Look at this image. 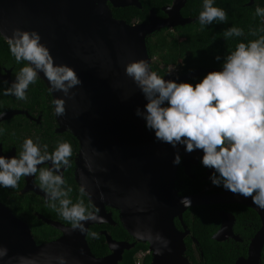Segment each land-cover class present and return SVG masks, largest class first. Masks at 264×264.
I'll list each match as a JSON object with an SVG mask.
<instances>
[{"label":"water","instance_id":"95a60500","mask_svg":"<svg viewBox=\"0 0 264 264\" xmlns=\"http://www.w3.org/2000/svg\"><path fill=\"white\" fill-rule=\"evenodd\" d=\"M109 2L114 7L140 8L138 0H0V37L8 43L16 29L38 32L55 63L74 68L82 80V85L71 90L75 93L73 99L62 92L50 93L53 102L57 98L66 100V115L56 116L57 123L80 142L77 182L86 188L90 202L100 210L95 214L104 222V206L118 210L124 228L153 248V264H190L185 257L186 234L175 225V218L182 220L183 213L190 208L180 203L177 194L178 166L173 165L176 149L156 141L154 132L147 130L146 122L136 115V109L144 110L147 101L125 74V66L146 60L157 73L148 38L165 27L185 26L199 18H184L181 10L188 0H174L165 10L166 20H160L152 11L148 25L132 26L114 17ZM254 3L250 0L247 6ZM219 70L222 68L201 69L181 76L166 74L164 78L188 82ZM38 78L50 89L43 73ZM179 150L186 153L184 146H179ZM194 160L185 159L187 163ZM229 195L225 191L217 200L230 203ZM189 198L191 207L200 205L201 197ZM240 203L255 209L263 220L254 239L257 246L255 251L252 246L251 262L244 264H254L252 260L258 263L264 245V210L252 202ZM95 223L102 222L88 221L85 227L89 229ZM138 232L145 237L159 234L170 243L165 247L154 239H141ZM67 235L56 243L38 246L27 225L0 204V250L7 249L0 264H21L20 257L33 264H52L54 257L68 258L65 264H118L126 245H121L116 253L117 260L115 255L113 260H98L90 252L85 234L80 236V242Z\"/></svg>","mask_w":264,"mask_h":264},{"label":"clouds","instance_id":"9594fccd","mask_svg":"<svg viewBox=\"0 0 264 264\" xmlns=\"http://www.w3.org/2000/svg\"><path fill=\"white\" fill-rule=\"evenodd\" d=\"M256 15L264 17V8L257 6ZM227 19V13L214 7L213 0H204L203 11L199 14L201 25H211L215 21L225 23ZM223 34L226 38L242 37L244 31L233 26ZM41 39L36 31L20 29L8 38L16 62L27 61L28 66L21 68L3 94L26 101L29 86L43 73L50 92H62L73 99L75 93L71 90L82 85V80L74 68L57 65ZM215 59L219 62L221 57L217 55ZM221 68L209 72L194 85L162 78L150 69L146 60L127 64L125 74L147 101L144 110L136 109V115L146 122L147 130L154 132L156 141L176 149L174 166L182 163L179 146H184L187 154L202 151L201 164L213 170L209 177L213 186H222L233 195L250 198L257 208L264 210V36L239 43L235 51L223 58ZM53 103L57 117L66 115L65 99L57 98ZM43 147L45 154L28 138L18 156H0V187L15 189L22 177L38 173L39 187L51 202L49 206L71 222L73 230L96 237V233L85 227V222H103V218L88 211L83 200L73 204L66 198L72 189L65 190L66 181L60 169L62 165L65 168L71 166V144L60 143L50 155L46 153L48 146ZM48 162H51L50 168L40 167ZM80 192L85 194L86 188L81 186ZM180 203L185 208L192 205L189 197H182ZM137 236L162 242L165 247L170 243L159 234L145 237L138 232ZM156 251L160 254V249ZM6 255L7 249L0 250V258ZM19 259L21 264H33L24 257ZM58 259L59 264H65L63 257Z\"/></svg>","mask_w":264,"mask_h":264},{"label":"flooded vegetation","instance_id":"af4514ba","mask_svg":"<svg viewBox=\"0 0 264 264\" xmlns=\"http://www.w3.org/2000/svg\"><path fill=\"white\" fill-rule=\"evenodd\" d=\"M137 6L114 7L108 3L116 19L134 25H148L152 11L160 20H166V9L173 5L174 0H138ZM184 8L181 14L184 18ZM178 27H165L159 32L168 38L178 32ZM158 32V33H159ZM157 34V33H156ZM155 34V35H156ZM154 36V35H153ZM152 36V37H153ZM150 38V37H149ZM148 38V40H149ZM5 47H0V156L15 157L23 150L25 139L31 138L41 147L45 154L44 145H47V154L53 153L60 143L67 142L72 146L70 167L61 166L60 172L66 181L65 190L71 188L67 199L73 204L83 200L88 211L95 213L98 209L89 200L86 194H81L77 182V162L80 155V142L69 131H62L57 123L53 97L44 84L37 78L27 90V100H17L15 96H6L4 89L11 86L19 75L23 66L17 63L10 53H5ZM155 61V60H154ZM169 69L173 76L185 75L179 66ZM162 78L166 74L158 73ZM5 81L7 83H5ZM44 85H43V84ZM179 153L182 163L178 165L176 175L177 194L182 197H201L200 205L188 208L182 220L175 218L176 228L185 233V257L190 264H244L249 261L252 246L256 250L254 239L263 227L261 215L252 207L241 204L242 201L252 202L230 192V203H221L217 199L225 193L223 187H215L209 177L210 169L201 164L202 151L192 154ZM196 159L186 162L185 159ZM187 165L189 168L187 170ZM40 167H51V162ZM132 172V170H130ZM132 180V177L125 175ZM38 173L36 176L22 177L15 189L0 187V204L8 208L14 216L27 225L33 241L38 245H47L62 240L66 234L72 235L80 242L83 234L73 230L71 222L65 220L57 211L49 206L51 203L44 191L39 187ZM126 190V189H122ZM211 201H216L212 203ZM59 208L58 201L56 202ZM71 206V205H70ZM104 222L89 226V232L96 233V237L85 234L90 252L95 259L117 260L116 253L125 245L118 264H153L154 250L147 243L140 242L123 226L120 212L109 206L103 207ZM67 235V236H68ZM77 241V242H78ZM127 247H130L128 249ZM78 249H75L77 252ZM81 251V250H79ZM113 255H115L113 257ZM59 257L53 258L52 264H59ZM52 260V259H50ZM65 262L68 258H64ZM264 264V245L260 251L259 262Z\"/></svg>","mask_w":264,"mask_h":264},{"label":"trees","instance_id":"16d2710c","mask_svg":"<svg viewBox=\"0 0 264 264\" xmlns=\"http://www.w3.org/2000/svg\"><path fill=\"white\" fill-rule=\"evenodd\" d=\"M249 1L213 0L214 7H219L227 13L228 19L225 23L215 21L211 25H201L198 20L178 27V32L172 34L171 38L161 32L151 36L148 47L151 57L155 60L154 68L157 73H169L173 66H179L183 74L201 69H221L223 58L235 51L239 43H248L264 36V31H261L264 29V17L256 15V7L264 8V0H255L254 5L247 6ZM203 4L204 0H188L184 14L187 17L199 18ZM233 26L243 29L244 36L226 38L224 30ZM253 32L256 35H252ZM0 47H5V53L11 54L9 44L2 37ZM217 55L221 57L219 62L215 59ZM20 64L23 67L28 66L26 61ZM204 76L195 77L188 83L194 85Z\"/></svg>","mask_w":264,"mask_h":264},{"label":"built area","instance_id":"2783aa9c","mask_svg":"<svg viewBox=\"0 0 264 264\" xmlns=\"http://www.w3.org/2000/svg\"><path fill=\"white\" fill-rule=\"evenodd\" d=\"M170 70L175 71V68H172V67H171Z\"/></svg>","mask_w":264,"mask_h":264}]
</instances>
